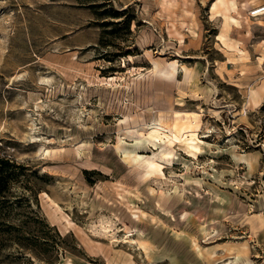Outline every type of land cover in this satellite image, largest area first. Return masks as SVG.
<instances>
[{
    "label": "rangeland",
    "instance_id": "374dc122",
    "mask_svg": "<svg viewBox=\"0 0 264 264\" xmlns=\"http://www.w3.org/2000/svg\"><path fill=\"white\" fill-rule=\"evenodd\" d=\"M261 5L0 0V264H264Z\"/></svg>",
    "mask_w": 264,
    "mask_h": 264
},
{
    "label": "bare ground",
    "instance_id": "6f19581e",
    "mask_svg": "<svg viewBox=\"0 0 264 264\" xmlns=\"http://www.w3.org/2000/svg\"><path fill=\"white\" fill-rule=\"evenodd\" d=\"M259 7L260 6L253 8L254 9L253 13L250 12V14L253 16L264 14V12L258 11ZM235 20L236 19L234 17H230L229 20L225 19L224 26L229 25L230 21H235ZM177 70H178L177 59H171L170 61H167L165 63L153 61L152 67L150 68L151 72L169 79H175ZM156 124L157 126L152 128L150 132H152L153 135L155 136L156 133H160L164 135L167 138V143L166 145L162 146V148L158 152H153L151 155H148L146 157L142 156V158L138 160V166L142 168L144 175L146 176H149L155 173L156 171L160 170V162L156 160L155 157L158 156L163 159H169V157L172 155V149L169 146H174L177 142H180L183 137L185 138L189 134L190 135L195 134L194 129L190 128L187 125H182V126H176V124L168 125L162 123L160 120H158ZM141 133L139 132V135H142ZM136 134L138 135V133ZM194 147H196V145H194Z\"/></svg>",
    "mask_w": 264,
    "mask_h": 264
},
{
    "label": "trees",
    "instance_id": "16d2710c",
    "mask_svg": "<svg viewBox=\"0 0 264 264\" xmlns=\"http://www.w3.org/2000/svg\"><path fill=\"white\" fill-rule=\"evenodd\" d=\"M8 163V159L0 157V191L5 188L6 182V173L4 171V166ZM2 194L0 193V196Z\"/></svg>",
    "mask_w": 264,
    "mask_h": 264
},
{
    "label": "built area",
    "instance_id": "2783aa9c",
    "mask_svg": "<svg viewBox=\"0 0 264 264\" xmlns=\"http://www.w3.org/2000/svg\"><path fill=\"white\" fill-rule=\"evenodd\" d=\"M258 11L264 12V5H261V6L258 8ZM251 13H253V11H252Z\"/></svg>",
    "mask_w": 264,
    "mask_h": 264
},
{
    "label": "crops",
    "instance_id": "0c3cea01",
    "mask_svg": "<svg viewBox=\"0 0 264 264\" xmlns=\"http://www.w3.org/2000/svg\"><path fill=\"white\" fill-rule=\"evenodd\" d=\"M261 15H264V14H261Z\"/></svg>",
    "mask_w": 264,
    "mask_h": 264
}]
</instances>
